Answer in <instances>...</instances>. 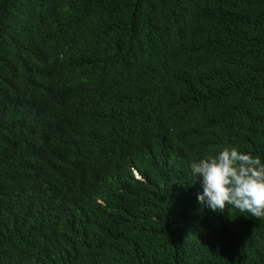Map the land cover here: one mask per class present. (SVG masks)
<instances>
[{"label": "trees", "instance_id": "obj_1", "mask_svg": "<svg viewBox=\"0 0 264 264\" xmlns=\"http://www.w3.org/2000/svg\"><path fill=\"white\" fill-rule=\"evenodd\" d=\"M225 145L264 160V0H0V264H264L196 199Z\"/></svg>", "mask_w": 264, "mask_h": 264}, {"label": "clouds", "instance_id": "obj_2", "mask_svg": "<svg viewBox=\"0 0 264 264\" xmlns=\"http://www.w3.org/2000/svg\"><path fill=\"white\" fill-rule=\"evenodd\" d=\"M192 182H198V203L212 212L226 205L253 218H264V160L235 146L191 159ZM136 179L140 177L133 170Z\"/></svg>", "mask_w": 264, "mask_h": 264}]
</instances>
